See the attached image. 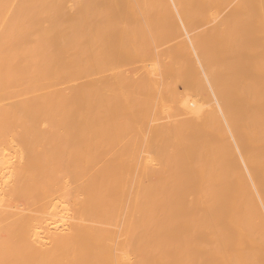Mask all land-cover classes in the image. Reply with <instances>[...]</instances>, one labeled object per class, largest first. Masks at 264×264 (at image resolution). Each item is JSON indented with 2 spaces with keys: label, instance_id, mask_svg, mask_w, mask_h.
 I'll return each mask as SVG.
<instances>
[{
  "label": "bare ground",
  "instance_id": "obj_1",
  "mask_svg": "<svg viewBox=\"0 0 264 264\" xmlns=\"http://www.w3.org/2000/svg\"><path fill=\"white\" fill-rule=\"evenodd\" d=\"M0 264H264V0H0Z\"/></svg>",
  "mask_w": 264,
  "mask_h": 264
},
{
  "label": "rangeland",
  "instance_id": "obj_2",
  "mask_svg": "<svg viewBox=\"0 0 264 264\" xmlns=\"http://www.w3.org/2000/svg\"><path fill=\"white\" fill-rule=\"evenodd\" d=\"M178 89L181 90V86L180 85L178 86Z\"/></svg>",
  "mask_w": 264,
  "mask_h": 264
}]
</instances>
